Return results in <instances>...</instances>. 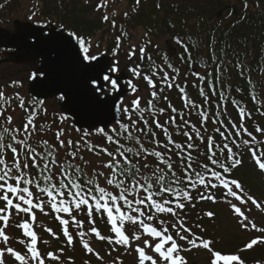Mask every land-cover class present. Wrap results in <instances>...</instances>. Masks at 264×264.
Returning <instances> with one entry per match:
<instances>
[{
    "label": "snow or ice",
    "instance_id": "snow-or-ice-1",
    "mask_svg": "<svg viewBox=\"0 0 264 264\" xmlns=\"http://www.w3.org/2000/svg\"><path fill=\"white\" fill-rule=\"evenodd\" d=\"M136 3L139 4L140 0H136ZM106 6L107 0H104L97 5V10ZM103 19L108 21L109 17L105 15ZM112 26H116L115 20L112 21ZM68 35L77 41L83 62L90 63L98 59V55L91 54L89 40L74 32H69ZM177 43L182 42L177 39ZM120 45L121 38L118 36L116 48L113 49L114 56L117 55ZM184 50L187 52V47ZM139 52L140 59L143 60L145 48L141 47ZM135 54L136 46L133 45L128 52V59L132 60ZM157 67H153L151 75L142 74L140 64L129 68L133 79L128 80L127 85L132 93L138 92L133 80L142 78L148 85L151 98L147 101L146 107H142L143 98L139 95L132 99L130 107L121 100L115 108L120 114L119 119L115 121L116 126L96 127L94 130L76 128L79 137L75 140L63 127L55 131L54 141L43 136L38 139V132L51 131L50 126L41 125L37 128L36 124L38 115L47 112L44 107L45 101L36 97L26 100L19 92L6 95L5 90L0 87V222H2L0 241L3 242V247H0V264H5V253L11 256L14 264H45L46 259L60 260V256L54 251H48L45 258L37 246L39 237L33 227L37 220L36 211L45 215L50 214L46 209L57 214L55 219L59 221L69 246L73 244V235L69 231L70 223L77 229L84 226V221L77 219L74 213L86 212L90 227L87 232L78 231L76 235L83 241L84 236L91 234L98 240H108L110 244L120 245L125 249H130L135 242L137 264H146V262L187 264L181 253L197 247H202L210 253L209 264H245L238 252L223 253L214 250L211 247L212 241L193 233L192 229L186 226V221L181 215L186 203H191L194 190L199 193L200 200L215 201L211 190L221 189L225 198L231 197L241 205L250 201L257 208L261 207L251 195L245 197L238 180L229 178L232 169L241 163L230 143L237 147L240 145L224 125H221L223 131L220 127L214 129L222 141H226L222 146L216 143L213 136L202 134L201 128L204 132L207 131L206 121L209 115L206 111L199 114L200 128L192 125L191 131H179L180 127L190 125V121L182 117L180 125H177L175 116H170L163 123L157 119L159 115L164 114L165 109L158 108L155 102L163 92V87L173 88L180 74L179 69L168 64L167 67L176 75L170 77L168 72H164L160 81L163 87L157 92V84L153 79L158 74ZM119 70V62L114 61L103 74L102 79L110 87L111 93L118 92L121 88L119 80L113 78V74ZM193 75L201 81L204 80V77L198 73ZM38 76L47 79L46 73L42 70L39 73L33 72L29 79L36 80ZM100 78L98 73L91 78V83L93 91H99L100 95H103L106 89L98 86ZM170 80L172 82H169ZM8 87L19 88L21 82L13 81ZM179 91L180 98L185 101V107H199L187 98L184 88L180 87ZM200 95L205 97L207 103L208 98L203 89L200 90ZM65 97L66 94H62L59 99L64 100ZM164 99L168 98L165 96ZM253 100H256V97H253ZM17 107L25 115L21 118V124L14 126V117L7 113L10 109L15 111ZM168 107L174 113L177 111L170 103ZM238 111L241 122L239 126L230 122L231 128L235 130L236 137L243 133L251 138L243 140V144L250 145L248 151L252 154V159L258 168L264 171V150L258 147L264 141H258L256 136L245 127L243 123L245 109L239 108ZM146 116L151 120L149 121ZM67 119L68 117L63 114L59 116L61 124ZM125 120L127 123L124 122ZM213 122L217 123V121ZM168 124L177 125L178 134L185 137L186 142L174 140L166 126ZM154 129H159L163 133L164 142L159 139V133ZM255 131L264 134L262 127L257 126ZM95 136L103 137V140H94ZM143 137H149L155 147L151 149L146 147L142 142ZM195 140L201 143L206 141L202 160H197V157L192 155V150L198 149ZM122 141L134 142L138 147H127ZM225 150H227L226 157H224ZM218 152L220 155H217ZM8 153L11 154L10 157ZM85 153L89 154L88 158L85 157ZM93 156L100 158L99 167L103 170H97ZM173 156L178 158L177 161L173 160ZM103 157L108 159L104 160ZM180 168L183 171L178 174L177 169ZM148 172L151 175L146 174ZM201 186L207 190L206 193L200 192ZM232 209L244 229L251 228L264 232V228L257 227L248 219L241 207L233 204ZM97 214L106 218L111 236L102 235L94 226ZM205 214L209 217L213 215L211 212ZM65 216L70 219H66ZM16 217L19 219L17 220ZM169 220L173 222L169 224ZM128 224L133 226L131 235L126 228ZM12 227L21 230L23 237L27 238L19 240L26 249L23 254L10 246L12 235L8 230ZM45 231L53 238H57L51 228H46ZM142 236L148 238L142 239ZM178 241H184L188 248H184ZM44 243L46 244L47 241ZM260 243H264V236L251 239L242 250L251 249ZM83 248L89 253L94 252L88 242H83ZM59 251L63 253V249ZM95 254L97 259H102L98 252Z\"/></svg>",
    "mask_w": 264,
    "mask_h": 264
},
{
    "label": "trees",
    "instance_id": "trees-1",
    "mask_svg": "<svg viewBox=\"0 0 264 264\" xmlns=\"http://www.w3.org/2000/svg\"><path fill=\"white\" fill-rule=\"evenodd\" d=\"M22 0H0V20H2L11 9L18 10L19 2ZM34 1L33 7L42 15L52 16L63 24L66 28L76 31L91 32L96 29L99 24L94 21L97 17L90 14L87 9L79 2V0H29ZM123 7L118 20L120 26L127 34V40H143L148 42L149 57H144V67L149 72L154 66L157 73L160 72V66L166 67L168 64L172 66L179 65L182 67V74H190L192 68H196V73L205 71L206 79L209 81L202 85L197 82H189L188 89L190 94H198V100L202 98L200 90L203 89L209 96L207 113L213 114L214 106H223L224 110L232 107L233 96L255 110L257 117L263 120L264 124V0H140L137 4L136 0H112ZM247 5V7H245ZM127 13V16H125ZM139 36V39L137 37ZM163 39L164 44L157 47L158 40ZM179 39L182 43H177ZM185 45V46H182ZM160 45V44H159ZM185 47L188 51L185 52ZM173 55V58L170 56ZM191 75V74H190ZM201 75V74H199ZM184 78V77H182ZM198 81V78L197 80ZM210 89V90H209ZM256 97V100H253ZM221 99V100H220ZM158 104V101L155 102ZM223 104V105H222ZM195 113V108L193 111ZM149 119L150 117L146 116ZM254 118V117H253ZM209 117L208 121H210ZM37 123V121H36ZM127 123V122H126ZM143 126V125H141ZM37 128L39 125L37 123ZM41 133H37L39 139ZM50 141H54V137L50 135ZM6 142H8L6 140ZM32 142V141H30ZM142 142L146 147L150 145L149 137H143ZM127 147H138L134 142L122 141ZM222 145V143H217ZM197 160L203 159L204 149H200L196 143ZM113 147V146H111ZM42 151L43 149H38ZM225 152H227L225 150ZM85 155V154H84ZM10 157L11 154L8 153ZM226 157V156H225ZM108 159L107 157H103ZM176 158V156H175ZM154 159V158H149ZM177 161V160H175ZM100 165V164H99ZM97 166V170H103ZM246 170L247 166H242V170ZM35 171V170H34ZM182 168L177 169L181 174ZM151 175L150 172L146 173ZM255 191L254 189H251ZM196 191H192L191 203H186L183 211L184 215L197 217L196 212L199 209H207L211 205V200L197 201L195 198ZM220 193H215L219 196ZM46 199V198H45ZM264 205V202H263ZM261 209V207H260ZM254 210L252 207L249 211ZM49 217L54 221L57 214L51 213ZM40 220L36 221L35 228L44 233L43 221L48 216L39 212ZM62 215V214H61ZM77 219L84 221V226L77 229L72 223L69 225V231L73 235V244L69 246L63 234H56L48 239L53 246V251L60 256L59 261L45 260V264H127L129 251L123 250V246L110 244L108 240H98L93 235L88 234L83 237L76 235L78 231L87 232L89 225L86 212L74 213ZM252 216H256L251 214ZM230 220L232 218L227 215ZM66 219H70L66 217ZM194 226L198 229L204 227L211 228L209 236L218 235L217 225L221 221L218 218L205 217L199 215L197 221L190 219ZM236 224V223H235ZM233 230H237L233 220L230 222ZM94 226L100 230L102 235L111 236L110 226L106 223V218L95 215ZM132 228L133 226L130 225ZM128 231V225H126ZM61 230V227H60ZM131 231L128 234L131 235ZM222 234V231L219 235ZM148 237L142 236V239ZM216 243L215 238H211ZM238 239L227 241L236 243ZM83 242H88L93 247L94 252L89 253L83 248ZM229 244L230 253H237L245 263L262 264L264 262V244L260 243L251 249L239 250L242 245ZM217 243V248L220 247ZM0 247L3 242L0 241ZM41 252L46 258L44 249L47 247L45 243H40ZM215 247V248H216ZM63 249V253L59 250ZM96 252L102 259H97ZM5 264H14L10 255L5 253Z\"/></svg>",
    "mask_w": 264,
    "mask_h": 264
},
{
    "label": "water",
    "instance_id": "water-1",
    "mask_svg": "<svg viewBox=\"0 0 264 264\" xmlns=\"http://www.w3.org/2000/svg\"><path fill=\"white\" fill-rule=\"evenodd\" d=\"M5 38L0 46L21 48L22 56L39 57L38 71L46 73L47 79L37 78L29 85V92L43 98L56 93L66 94L61 108L74 118L77 127L91 129L105 127L119 119L114 103L121 92L99 97L90 85L91 78L105 72L107 61L100 57L96 61L83 63L74 40L61 31L50 27L46 35L41 29L21 23L15 35ZM31 38L32 41H29ZM43 80V82H41ZM98 86L103 87L101 79Z\"/></svg>",
    "mask_w": 264,
    "mask_h": 264
},
{
    "label": "rangeland",
    "instance_id": "rangeland-1",
    "mask_svg": "<svg viewBox=\"0 0 264 264\" xmlns=\"http://www.w3.org/2000/svg\"><path fill=\"white\" fill-rule=\"evenodd\" d=\"M86 3V2H84ZM31 4V2H29L28 0H22L20 3H19V6L17 7L18 8V11H13L11 14V18L9 19V21H24V15L25 13L29 10L28 7L29 5ZM93 6V4L91 5V7ZM86 9L88 10L89 8L86 7ZM89 12V11H88ZM116 29H118V26L116 24ZM5 30L7 31H12L10 29V26L9 24L5 26ZM75 32V31H74ZM76 33V32H75ZM77 34V33H76ZM158 44H160V46H163L164 44V41L163 39H160L158 40ZM98 53V49H95L91 52V54H96ZM8 57V56H7ZM121 62V60L119 61ZM126 62V61H125ZM124 63V62H123ZM121 65L120 64V69H121ZM30 66V62H28L27 60H23L21 63H18L15 61V58L13 59L12 57L10 58L9 61H5L3 63L0 64V76H2V78L4 77V75H9L12 71H14L15 69L20 71L19 74H16V75H13V77H5V80L4 82H7L9 81L10 79H15L17 81H20L21 82V87L19 89V93H23L25 94L26 93V83H27V78H28V73H26V68ZM22 68V69H21ZM106 93V92H104ZM147 92L145 91V88L144 90L142 88H139L138 92L137 93H132L130 92L128 95H126L122 100L124 101V103L128 106H131V101L132 99L136 96V95H139L143 98V101L146 97V94ZM47 106H49L50 108H53L55 106V109H57V101L55 99H49L48 102L46 103ZM46 104H45V107H46ZM11 115L14 117V120H18L20 118V111H15V112H12ZM45 121H48V120H52L49 116H46L45 117ZM67 123V121H66ZM65 123V124H66ZM60 127H63L65 129L68 130V135H70L71 138H78L79 137V133H77L72 127H69V126H65V124H61L59 123ZM44 138H48L47 135H43ZM89 155H85L86 158H88ZM92 159L94 161H100L99 158L97 157H92ZM251 168H247L246 170H242V167H240L236 173L237 177H239L241 179V182L244 184L243 187H244V191L246 190H251L252 188L256 191V193H258V195L261 197V198H264V181L261 179V177L259 176V174L257 172H255V170H253V167L250 166ZM251 192V191H250ZM214 210H216V215L214 218H216V220L218 218L221 219V221L219 223H217V226L215 227V225H212V227H215L217 228V231H218V235L221 233L222 231V234L224 235V240H223V243L220 245V249L222 251H231L230 247H229V244L231 245V243L233 244V247L236 246V245H239L240 243L243 242L244 239H247L249 235H244L242 236L241 235V231L239 229H237L236 231L233 230V228L231 227L230 225V222L233 220H230L229 217H226L228 214L226 208H223L222 205H217L215 207H213ZM234 222V221H233ZM258 225L264 227V215L263 216H259L258 217V221H257ZM234 225L236 226L235 222H234ZM198 228V227H197ZM195 228V229H197ZM206 231H208V233H210V231H212L211 229L207 228ZM235 235L236 237H239L241 238V240L237 241L236 243L234 242H228L229 240H231L232 238L230 237V235ZM209 235V234H208ZM252 235V234H251ZM195 257L198 256V253H196L194 255ZM198 264H202L201 262L198 263Z\"/></svg>",
    "mask_w": 264,
    "mask_h": 264
}]
</instances>
